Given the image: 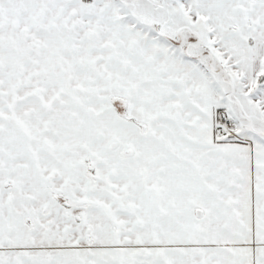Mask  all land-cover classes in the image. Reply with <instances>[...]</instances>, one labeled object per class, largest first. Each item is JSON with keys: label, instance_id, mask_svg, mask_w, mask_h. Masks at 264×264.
<instances>
[{"label": "snow or ice", "instance_id": "obj_1", "mask_svg": "<svg viewBox=\"0 0 264 264\" xmlns=\"http://www.w3.org/2000/svg\"><path fill=\"white\" fill-rule=\"evenodd\" d=\"M0 264H264V0H0Z\"/></svg>", "mask_w": 264, "mask_h": 264}]
</instances>
